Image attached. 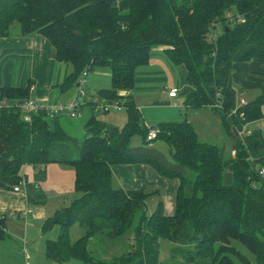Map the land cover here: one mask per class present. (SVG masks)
I'll use <instances>...</instances> for the list:
<instances>
[{
  "label": "trees",
  "instance_id": "1",
  "mask_svg": "<svg viewBox=\"0 0 264 264\" xmlns=\"http://www.w3.org/2000/svg\"><path fill=\"white\" fill-rule=\"evenodd\" d=\"M15 22L24 36L46 37L56 59L72 66L63 89L81 85L85 71L107 67L111 86L98 92L105 99L101 104L119 101L127 117L117 128L94 115L85 139L78 140L64 131L57 114L40 110L27 122L20 108L0 109V188L17 185L22 165H32L36 181L27 188L28 198L40 202L44 196L36 189L45 179L44 166L59 163L76 171L77 196L43 224L44 232L58 227L57 237L46 243L49 260L161 264L160 240L166 239L173 244L172 253L190 246L185 250L192 261L264 264V137L258 131L243 133L246 124L263 116L264 84L261 94L242 106L232 84L235 63L264 59V0H130L125 12L88 0H0V37ZM158 46L187 69L192 90L186 108L214 110L234 140L235 154L201 141L186 120L150 127L144 123L128 92L135 87L136 70L149 63ZM30 90V85L0 88L10 103L31 98ZM97 104L91 102L94 109ZM151 128L159 133L148 140ZM135 135L141 136L139 146L131 145ZM158 140L169 146L172 162L155 149ZM136 163L179 180L173 215L164 214L161 201L150 213L158 191L114 185L112 165ZM75 223L84 234L73 241L69 229ZM5 237L0 217V240ZM121 242L126 248L121 254L110 259L100 254L101 248L107 252ZM233 242L244 246L253 260Z\"/></svg>",
  "mask_w": 264,
  "mask_h": 264
},
{
  "label": "crops",
  "instance_id": "2",
  "mask_svg": "<svg viewBox=\"0 0 264 264\" xmlns=\"http://www.w3.org/2000/svg\"><path fill=\"white\" fill-rule=\"evenodd\" d=\"M88 1L90 3L106 2L123 12L127 11L130 6V0ZM12 26L6 35L0 37V88L9 86L26 88L30 85V96L37 101L54 104L71 100L76 94L75 88L63 89L62 85L71 73L72 66L69 63L56 59V49L46 37L38 33L24 36L21 34V29L12 33ZM109 76L111 77L110 73ZM172 76L176 78V81L172 79ZM145 83H169V91L177 88V96L170 97L168 94L167 98L169 101L165 105L168 107L170 105L174 109H180L182 107L186 110V113L191 111L203 112L208 119L206 126L209 127L213 123H216L222 127L224 140L221 142L222 145L211 140H204L198 131L195 130L199 139L224 148L227 155L231 152L233 153L235 149L234 140L225 132L221 119L214 110L211 108H186V98L192 90L188 82L187 69L185 65L174 64L168 58L166 47L158 46L154 48L149 63L136 70L135 84ZM232 84L238 106H240L242 99L246 103L254 101L261 94V88L264 84V59L235 63L232 69ZM110 86L100 88L97 94L101 89L109 88ZM157 88L158 86L145 88L140 86L139 90L152 91L157 90ZM135 91L136 87L131 92H128L133 96V99ZM179 95L184 96L182 106H178V103L175 102ZM104 101L105 99L98 95L97 102L100 104ZM145 106L150 107L149 105ZM138 108L140 110L141 106ZM80 109H83V106ZM93 116L94 113L83 118L80 112V116L74 119L75 117H71L67 113H62L58 117V122L67 134L78 140H84L86 137L87 123ZM97 119L108 126L122 128L127 117L125 115V122L121 127L105 119ZM168 119L169 117H159L158 120H160L159 123L163 122L162 120H167L165 122H176L168 121ZM143 120L145 123L146 118L143 117ZM185 120L190 122L187 117L180 122ZM248 124L243 128L244 134H250L254 131L263 134L260 126L248 130ZM82 134H84L83 138H78ZM44 168L45 179L38 183L39 186L36 189L39 194L44 196V200L40 202H32L28 198L27 188L28 186H33L36 181V170L32 165L24 164L19 171L20 180L24 179L26 181L25 188L17 192L13 190V187L0 188V217L4 219V229L6 232V237L0 241H5L10 232L17 239V242L23 238V241L28 245V232L32 231L38 238L42 235V244L46 250L48 238L43 237V224L45 220L53 216L61 208L68 206L77 194L75 191L76 171L74 168L66 167L59 163H49ZM111 169L114 185L117 187H122L125 190L158 191L157 195L149 203L150 213L156 209L159 201L162 202L165 215L170 216L175 213L176 195L180 184L179 180L163 177L153 167L142 163L115 164L112 165ZM9 221H11L13 227H18L20 231L23 230V235L16 230L17 228L13 230L8 229L7 224ZM55 227L57 226L53 228ZM23 253L25 258L32 257L33 254L27 248ZM53 264L55 263L53 262Z\"/></svg>",
  "mask_w": 264,
  "mask_h": 264
},
{
  "label": "rangeland",
  "instance_id": "3",
  "mask_svg": "<svg viewBox=\"0 0 264 264\" xmlns=\"http://www.w3.org/2000/svg\"><path fill=\"white\" fill-rule=\"evenodd\" d=\"M20 24L15 22L11 28L12 33L19 31ZM174 75V74H173ZM83 80V78H81ZM172 79L176 81V78L172 76ZM172 81V80H170ZM111 85V77L109 76V69L105 66H99L94 68L92 71H88V75L86 76L84 83L82 84L81 88L85 92V102L83 101V109H80L81 115L83 118H86L88 115L94 113L97 118L105 119L108 122H112L115 125L121 127L125 122V110H117L114 106H110L108 111L102 110L100 106H97L95 109L92 108L91 102L98 101V94L97 91L102 87H107ZM141 87H157V90H142L139 88ZM136 91L134 92V101L136 105L140 108L141 114L143 117L146 118V125L147 126H156L158 125L159 117H169L168 121H176L180 122L185 117L192 123L195 130L204 138V140H211L212 142L218 143L222 145L221 142L224 140L223 129L220 125L213 123L211 126H206L208 123V119L203 112H196L191 111L186 113V110L182 107L180 109H174L165 105L169 99L167 98L168 91L170 89V84H135ZM75 90H78V87H75ZM75 96V95H74ZM255 98V97H254ZM253 98V99H254ZM184 100V96L179 95V97L175 100L178 106H182ZM158 103V104H154ZM101 104V103H100ZM145 105H149L147 107ZM262 110V117L258 122H251L248 124L247 129L252 130L257 126H260L262 129V135L264 136V104L261 108ZM66 114V113H64ZM176 114V116H175ZM76 119V118H74ZM163 122L167 120H162ZM254 127V128H253ZM76 131V129H75ZM82 134L78 138H83ZM206 137V138H205ZM202 139V138H201ZM142 144L141 136L135 135L132 137L131 145L132 146H139ZM154 147L158 150L163 157L168 160L169 162L173 161L171 151L169 146L162 140H158L154 142ZM70 203V202H69ZM8 229H16L18 227H13L11 221L7 224ZM13 227V228H12ZM21 235H23V230H18ZM8 237L5 241H0V263L4 264H53V261L49 260L46 255L45 247L42 244V235L40 238L35 236L32 231L28 232V245L22 240L17 242V239L13 237L10 232L8 233ZM84 230L78 223L73 224L69 229V236L74 241L83 236ZM58 235V228L55 227L50 231L44 232L43 237L55 239ZM127 239V237H126ZM125 239V240H126ZM233 244L238 247L240 250L245 252L250 259L253 260V255L250 254L247 249L242 246L238 242H233ZM172 246L173 244L166 239L160 240V254L159 260L161 264H210V259L200 258L197 257L195 261H192L189 258V254L185 249H189L190 246H182L184 250L179 253H172ZM97 247V246H96ZM101 247V246H100ZM25 248V249H24ZM27 250L32 254V257L25 258L23 251ZM100 254L105 259H110L112 256L116 254H121L125 251V245L121 242L118 245L111 246L107 252L103 251L101 248ZM184 252V253H182ZM60 264V263H58ZM68 264H82L81 261L78 260H70ZM236 264H242L238 260H236ZM253 264H260L253 260Z\"/></svg>",
  "mask_w": 264,
  "mask_h": 264
},
{
  "label": "built area",
  "instance_id": "4",
  "mask_svg": "<svg viewBox=\"0 0 264 264\" xmlns=\"http://www.w3.org/2000/svg\"><path fill=\"white\" fill-rule=\"evenodd\" d=\"M88 75L87 71L83 73V80L81 79V85L78 86V90L76 91L75 96L66 102H57V103H44L37 101L35 99L29 98L25 101H19L15 103H10L9 100L3 96V94L0 91V109L3 108H20L22 111H24V120L27 122H31L32 120V113L40 111V110H45L47 111L50 115H60L62 113H67L71 117H79L80 116V108L83 106V101L85 102V92L81 88L82 84L84 83V80L86 76ZM169 96L170 97H176L178 94V89L173 88L169 91ZM247 103L242 99L240 106L246 105ZM97 106H100L104 111H108L110 106H114L117 110H122L124 109V106L119 102V101H114L111 103H104V104H97ZM220 103L214 104V107H220ZM95 107V108H96ZM159 133L158 128H151L148 132L147 139L148 140H153L157 137ZM233 154H235V150H233ZM262 174H264V169L261 171ZM26 186V181L24 179L20 180V182L13 187L14 191H20L21 189L25 188ZM58 264V263H55Z\"/></svg>",
  "mask_w": 264,
  "mask_h": 264
},
{
  "label": "water",
  "instance_id": "5",
  "mask_svg": "<svg viewBox=\"0 0 264 264\" xmlns=\"http://www.w3.org/2000/svg\"><path fill=\"white\" fill-rule=\"evenodd\" d=\"M234 148H235V146H234Z\"/></svg>",
  "mask_w": 264,
  "mask_h": 264
}]
</instances>
